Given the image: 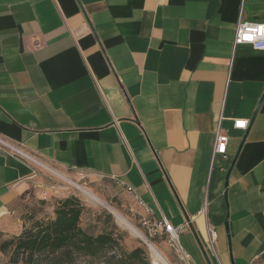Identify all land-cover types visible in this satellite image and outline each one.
I'll list each match as a JSON object with an SVG mask.
<instances>
[{"label": "crops", "instance_id": "crops-1", "mask_svg": "<svg viewBox=\"0 0 264 264\" xmlns=\"http://www.w3.org/2000/svg\"><path fill=\"white\" fill-rule=\"evenodd\" d=\"M240 17L264 21V0H0V135L31 157L0 148V219L48 164L114 184L139 221L131 186L184 264H256L264 51L233 45Z\"/></svg>", "mask_w": 264, "mask_h": 264}, {"label": "trees", "instance_id": "trees-1", "mask_svg": "<svg viewBox=\"0 0 264 264\" xmlns=\"http://www.w3.org/2000/svg\"><path fill=\"white\" fill-rule=\"evenodd\" d=\"M84 210L78 197L60 198L53 217L34 220L30 227L2 241L0 250H10L12 264H150L144 248L124 247V234L110 214L104 215L99 231H94L95 224L83 228Z\"/></svg>", "mask_w": 264, "mask_h": 264}, {"label": "rangeland", "instance_id": "rangeland-1", "mask_svg": "<svg viewBox=\"0 0 264 264\" xmlns=\"http://www.w3.org/2000/svg\"><path fill=\"white\" fill-rule=\"evenodd\" d=\"M43 165L46 167L39 166L37 174L39 176L38 180L32 183L31 187L26 190L18 200L8 206L5 214L2 215L0 219V243L19 234L23 228L30 227L34 220H45L53 217V208L56 201L65 196L74 195L78 197L85 206L84 213L80 220V225L83 228H88L90 224H95L94 231H99L104 215L110 214L113 223H115L118 229L124 234V247L127 250L137 246L144 248L150 260V264H152V258L144 241L141 238L131 235L125 228L120 226L106 207L104 208V206L87 200L76 185H81L90 190L107 204L129 218L137 228L144 232L139 224L137 214L135 211L131 210L134 203L122 194L119 188L114 184L89 180L87 176L76 180L48 164ZM161 240L167 243L169 246H167V250L169 252L160 244ZM150 241L158 247L170 264H184V260L180 257L178 250L170 246L164 236H156L150 239ZM9 256L10 250H0V264H12L9 261ZM255 262L256 264H264V253L258 255Z\"/></svg>", "mask_w": 264, "mask_h": 264}, {"label": "built area", "instance_id": "built-area-1", "mask_svg": "<svg viewBox=\"0 0 264 264\" xmlns=\"http://www.w3.org/2000/svg\"><path fill=\"white\" fill-rule=\"evenodd\" d=\"M239 43L250 44L254 50L264 51V21H246L242 20L240 17L235 25L233 45L235 46ZM247 123V119L238 118L233 120V126L235 128L245 129L247 127ZM227 141V134L223 129L220 128L218 124L214 130V139L211 152L212 159L217 154L225 155ZM0 148L9 153L27 156L16 144L12 143L10 140L4 138L1 135ZM27 157L29 158L30 156ZM126 190L143 208L144 212L139 219V224L144 230V232H142L145 240H150L156 236H164L170 246L176 248V250L179 251L180 257L183 260H186L187 255L180 251V247L178 245L179 227L172 225L164 216L161 218H156L150 209L143 203V201L140 200V198L134 193L131 186H127ZM207 206L208 202L207 200H204L201 206V211L205 212ZM207 234L209 241L212 242L215 237V231L208 227ZM142 240L144 243L146 242L144 239Z\"/></svg>", "mask_w": 264, "mask_h": 264}, {"label": "bare ground", "instance_id": "bare-ground-1", "mask_svg": "<svg viewBox=\"0 0 264 264\" xmlns=\"http://www.w3.org/2000/svg\"><path fill=\"white\" fill-rule=\"evenodd\" d=\"M77 188L81 191L84 197L92 203L106 207L110 210L116 220V222L125 228L131 235L145 240V237L142 231L137 228L132 221L127 218L125 215L120 213L118 210L107 204L103 199L92 193L90 190L86 189L81 185H76ZM145 244L152 258V264H170L169 261L163 256L158 247H156L150 240H145Z\"/></svg>", "mask_w": 264, "mask_h": 264}]
</instances>
